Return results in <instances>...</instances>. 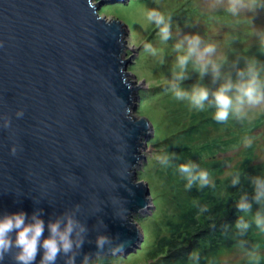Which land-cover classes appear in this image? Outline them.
<instances>
[{"label":"water","instance_id":"obj_1","mask_svg":"<svg viewBox=\"0 0 264 264\" xmlns=\"http://www.w3.org/2000/svg\"><path fill=\"white\" fill-rule=\"evenodd\" d=\"M94 1L0 0V219L24 212L26 225L44 222L31 264H41L49 224L63 230L68 217L73 250L54 264L126 256L142 241L133 216L150 190L136 168L150 124L131 116L138 89L126 80L127 27L99 14L120 0ZM99 236L110 243L98 248ZM19 251L0 264H17Z\"/></svg>","mask_w":264,"mask_h":264},{"label":"rangeland","instance_id":"obj_2","mask_svg":"<svg viewBox=\"0 0 264 264\" xmlns=\"http://www.w3.org/2000/svg\"><path fill=\"white\" fill-rule=\"evenodd\" d=\"M226 8L227 0H120L107 1L100 8V16L121 21L127 27L123 37V57L129 60L126 80L138 89L131 116L144 117L150 124L142 141L136 179L148 184L150 201L147 209L133 216L142 235L139 247L126 256L113 254L87 264H176L165 259L166 249H160L159 242L169 236V224L179 222L180 212L191 194L175 169L172 175L167 172L170 144L188 143L193 147L187 157L191 163L226 161L223 178L246 159L256 166L264 162V104L246 105L241 115L230 113L220 127L205 123L215 117L213 93L229 80L237 82L250 60L257 62L260 78L264 79V0L254 11L243 9L235 16ZM152 10L161 13L168 23L167 41L160 35V26L147 19ZM193 36L200 37L201 50L209 44L215 48L203 73L195 57L184 69L178 66V55L187 51L185 38ZM181 42L184 53L176 48ZM148 44L155 54L146 51ZM196 86L209 91L203 110L193 106L189 99L175 96L176 89L191 93ZM194 126H198L199 132L193 140L181 141L183 137L179 134ZM215 142H218L215 156L200 151L202 146ZM188 249L192 255L197 253L195 247ZM259 255L264 260V249H259ZM249 261L247 252L234 247L218 254L215 264H249Z\"/></svg>","mask_w":264,"mask_h":264},{"label":"clouds","instance_id":"obj_3","mask_svg":"<svg viewBox=\"0 0 264 264\" xmlns=\"http://www.w3.org/2000/svg\"><path fill=\"white\" fill-rule=\"evenodd\" d=\"M260 4L261 0H227L226 11L235 16L239 15L243 9L254 11ZM147 19L149 22L160 26V35L163 40L167 41L170 36V31L165 17L161 13L152 10L147 13ZM185 39L188 41L187 51L185 54L178 55V66L184 69L189 60L195 57V63L199 65V70L203 73L207 70L208 64L211 63L209 57L215 51L214 46L209 44L201 50L199 47V36L186 37ZM262 44H264V39H262ZM145 48L146 51H151L155 54L152 45L148 44ZM176 48L179 52L184 53L183 42L178 43ZM239 76L241 78L237 82L229 80L213 93L214 106L216 108L215 119L217 121H227L230 113L241 115L246 105L264 104V80L260 78L257 62L254 59L250 60L246 72H240ZM175 96L177 99L187 98L193 106L203 110L205 101L209 98V91L205 87L196 86L191 93L176 89ZM13 154H15V149H13ZM193 168L194 165L191 163L179 166L180 172L186 174L188 178L189 187L197 180L201 186L209 184L208 172L201 170L198 174H193ZM238 179L237 177L233 183L238 182ZM252 184L256 193L254 198L257 202H260L261 197H264V177H253ZM237 207L243 213L251 214V204L247 201L246 195L240 198ZM25 219L26 213L24 212L13 213L0 219V259H3L4 253L10 251L15 246L20 249L15 255L17 264H31L34 261L44 232V222L33 216L36 222L26 225ZM60 224L61 222L57 221L56 223H50L48 226L50 235L43 240L42 247L45 251L41 264H49V262L54 264L57 255L61 251L68 254L73 250L72 237L77 227V222L71 217H68L67 224L63 230H61ZM253 224L259 233L264 234V213L257 211L252 216L251 222L246 221L243 216L240 217L236 222V228L241 233H245ZM83 230L81 228V231ZM14 231L16 232V236L13 241L9 234ZM106 243H110V238L105 236H99L97 238L98 248H103ZM77 246H82V241ZM259 247L257 244L252 249L247 250L250 264H260L261 256L259 255ZM193 257H195V254H193ZM67 264H73L71 258Z\"/></svg>","mask_w":264,"mask_h":264},{"label":"trees","instance_id":"obj_4","mask_svg":"<svg viewBox=\"0 0 264 264\" xmlns=\"http://www.w3.org/2000/svg\"><path fill=\"white\" fill-rule=\"evenodd\" d=\"M205 123L220 127L226 121H217L213 117ZM198 132V126H194L179 135L183 137L181 141L184 139L191 141ZM216 143L218 142L204 145L200 151L215 156L218 150ZM193 150L188 143L170 144L168 148L171 156L167 172L172 175L175 169L186 187H189L188 178L186 174L180 172L179 166L191 163L187 157ZM191 164L194 165L193 174L204 170L208 172L209 178L215 179L203 186L197 180L189 187L191 196L180 212L179 222L169 224V236L163 237L159 242L160 249H166L165 259L176 264H215L218 254L224 249L239 247L247 252L257 244L260 246L259 249H264V234L259 233L254 224L245 233L236 228V222L240 217L243 216L246 221L251 222L257 211L264 213V197L257 202L252 184L253 177H264V162L256 166L251 165L246 159L224 178L221 175L226 161ZM237 177L238 182L233 183ZM245 195L251 204V214H245L237 207L240 198ZM189 246L197 248L195 257L190 253ZM260 264H264V260L261 259Z\"/></svg>","mask_w":264,"mask_h":264}]
</instances>
